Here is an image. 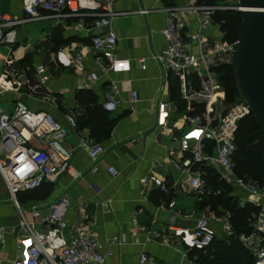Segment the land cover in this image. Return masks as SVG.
<instances>
[{"label": "crops", "instance_id": "1", "mask_svg": "<svg viewBox=\"0 0 264 264\" xmlns=\"http://www.w3.org/2000/svg\"><path fill=\"white\" fill-rule=\"evenodd\" d=\"M187 7L186 0H120L114 5V10L122 14L110 24L116 36L115 54L128 61L127 72L107 75L98 72L94 63L98 53L91 48L90 39L105 29H90L94 18L85 11L83 15L46 18L20 26L17 43L0 47V60L9 57L30 71L42 65L47 75L45 90L31 93L29 88L35 80L33 72H27L20 80L23 86L5 88L0 93V107L10 113L13 103L21 101L31 111L50 114L67 130L64 145L72 149L68 165L78 174L72 179L64 172L59 173L30 197H23L21 203L44 210L65 197V221L69 225L81 221L86 231L103 245L116 239L106 249L109 255L104 264H137L140 254L152 257L154 264H202L198 251L186 250L168 229L169 224L173 228L191 229L201 215L208 218L215 236L226 238L221 230L224 212L217 215L211 209L207 200L209 188L207 194L197 199L188 184L189 178H204L200 170L204 166L194 164L189 173H184L171 165V160L181 157L175 151L182 130L180 111H170L160 121L152 108L162 86L160 98L171 102L173 108L182 107L175 81L168 76L163 84V74L150 56L164 47L160 30L172 9L181 11L186 31L196 29L194 16ZM0 10L17 16L20 0H2ZM138 10L145 13L137 14ZM218 32V26L212 24L206 35L215 37ZM78 56L82 57L81 63L75 61ZM141 59L145 60L144 70L139 67ZM90 72L96 73L95 81L89 80ZM131 92L136 93L134 104L129 102ZM94 106L99 107L97 113H103L112 122L101 140L85 124L86 115ZM95 144L102 148V153L94 164L95 172L90 173L86 149ZM107 167H113L118 175L110 177ZM149 177L160 181L168 193H163L152 181L142 188L139 180ZM3 193L0 188V195ZM239 194L232 196L236 204L242 203L238 206L242 208L251 198ZM20 198L21 194L17 196ZM79 207L84 212H79ZM15 227L13 209L10 205L0 206L3 231L0 264L17 253ZM68 233L66 230L63 234Z\"/></svg>", "mask_w": 264, "mask_h": 264}, {"label": "built area", "instance_id": "2", "mask_svg": "<svg viewBox=\"0 0 264 264\" xmlns=\"http://www.w3.org/2000/svg\"><path fill=\"white\" fill-rule=\"evenodd\" d=\"M118 1L20 0L19 15L0 10V46L11 47L17 43L18 28L27 23L83 15L85 11L94 18L90 29H105L90 39L91 48L98 53L94 59L98 72L102 75L127 72L129 63L116 56V36L110 28L112 20L122 15L114 10ZM186 1L187 9L196 21V29L186 31L181 11L172 9L160 30L164 47L150 56L163 74L162 83L168 76L175 81L177 98L182 107L180 110L173 108L171 102L160 98L162 86L157 90L152 108L160 121L170 111L182 112V130L175 147L181 157L170 161L172 167L184 173H189L194 164L210 167L216 171L219 180L223 179L228 184L233 177L235 132L239 121L249 111L240 98L227 103L219 83V69L234 65L236 40L226 42L219 32L215 37L207 36L206 32L212 27L214 12L234 11L240 14L244 9L238 6L237 0ZM136 13L145 12L138 10ZM75 61L81 63L82 57H76ZM144 61H138L140 70L145 68ZM0 66V93L5 88L23 86L20 80L27 72H33L35 80L29 91L38 93L45 90L47 75L42 65H36L30 71V68L16 64L7 57L0 60ZM88 78L95 81L97 75L90 72ZM113 90L111 85V93ZM129 102H136L135 92L130 93ZM67 121L72 124L70 118ZM66 136V128L50 114L31 111L21 101L13 103L10 113L0 107V185L4 191L0 195V206L12 205L15 208L18 233L15 240L17 253L5 264H104L109 255L106 249L116 243V239L112 238L107 244H100L86 231L81 221L69 225L65 221V197L44 210L34 206L25 207L17 201L19 194L51 182L59 173L64 172L72 179L78 177L68 165L72 149L64 145ZM86 151L91 166L89 171L94 173V164L102 148L95 144ZM106 173L112 178L118 175L113 167H107ZM147 181H152L163 193H168V189L153 177L140 179L142 188ZM188 184L197 199L209 192L204 179L199 176L189 178ZM237 189L251 198L248 204L256 207L258 212L251 215L248 232L238 234L236 239L254 264H264V187H259L255 182L238 181ZM78 211L84 212L83 207H79ZM230 217L229 212L221 216V230L226 237L233 235ZM168 229L186 250L202 251L214 238V231L204 215L195 220L191 229L173 228L172 224ZM66 230L69 233L63 234ZM2 243L3 231L0 228V245ZM137 264H154V260L140 254Z\"/></svg>", "mask_w": 264, "mask_h": 264}, {"label": "trees", "instance_id": "3", "mask_svg": "<svg viewBox=\"0 0 264 264\" xmlns=\"http://www.w3.org/2000/svg\"><path fill=\"white\" fill-rule=\"evenodd\" d=\"M211 20L213 24L218 26L222 40L226 42L236 40L240 24V14L238 12H214ZM219 73V83L224 88V93L229 94V96L226 95L227 100L225 99V101L231 103L229 101L232 99L231 97L234 96L235 100L238 99L233 82V67H223L219 69ZM97 109L99 107L94 106L93 110L86 115L87 119L85 124L90 125L95 138L101 140L111 128L112 122H108L103 117V113H97ZM232 162L235 166L237 176L243 182H255L259 187H264V136L260 126L250 113L238 123L234 138ZM200 170L203 171V179L206 187L210 190V195L207 200L211 209L217 215L223 212H229L231 216V228L233 230L231 237L224 238L218 236L216 238L214 235L210 245L204 250L198 251L201 263L254 264L251 256L238 243L236 236L240 233L248 232L251 215H256L258 209L250 204L238 208L227 186L218 182L209 168L204 167ZM44 184L33 191L21 194L19 202H22L23 197H30L32 193L40 189Z\"/></svg>", "mask_w": 264, "mask_h": 264}, {"label": "water", "instance_id": "4", "mask_svg": "<svg viewBox=\"0 0 264 264\" xmlns=\"http://www.w3.org/2000/svg\"><path fill=\"white\" fill-rule=\"evenodd\" d=\"M244 10L236 38L233 82L264 136V0H237Z\"/></svg>", "mask_w": 264, "mask_h": 264}, {"label": "rangeland", "instance_id": "5", "mask_svg": "<svg viewBox=\"0 0 264 264\" xmlns=\"http://www.w3.org/2000/svg\"><path fill=\"white\" fill-rule=\"evenodd\" d=\"M32 23H34V22H31V23H27V24H32ZM36 23V22H35ZM0 47H2V46H0ZM222 87V86H221ZM222 89H223V91H224V88L222 87ZM224 93V92H223ZM229 96V94H226V93H224V99H226L227 100V96ZM232 99L231 100H229V101H231V103L235 100V98H234V96L233 97H231ZM182 113V112H181ZM180 113V115L182 116V114ZM210 169V168H209ZM211 171H212V174H214L215 175V177H216V180L218 181L219 180V176L217 175V173H216V171L214 170V169H210ZM238 181H240V182H242L241 181V179L237 176V174H236V170H235V166L233 167V177H231L230 178V180H229V183L227 184L223 179L221 180V183L222 184H224L225 186H227V189L229 190V193L232 195V194H235V195H240L239 193H241L240 191H239V189H237V184H238ZM2 186L0 185V188H1ZM235 192V193H234ZM228 193V194H229ZM236 199V198H235ZM20 199H17V201H19ZM26 200V199H25ZM237 202V201H236ZM236 204V203H235ZM239 204H240V206H241V202L239 201ZM239 204H236V206L238 207L239 206ZM10 207L13 209V212H14V215H15V217H16V223H17V214H16V210H15V208L12 206V205H10ZM221 215V214H220ZM15 229H16V227H15ZM216 238H217V236H216Z\"/></svg>", "mask_w": 264, "mask_h": 264}]
</instances>
